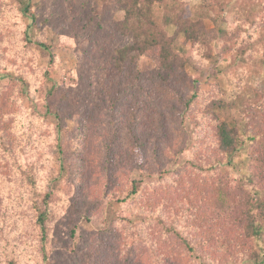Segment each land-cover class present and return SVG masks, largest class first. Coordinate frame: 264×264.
Returning a JSON list of instances; mask_svg holds the SVG:
<instances>
[{
    "label": "trees",
    "instance_id": "obj_1",
    "mask_svg": "<svg viewBox=\"0 0 264 264\" xmlns=\"http://www.w3.org/2000/svg\"><path fill=\"white\" fill-rule=\"evenodd\" d=\"M100 1L123 12L108 27L127 41L114 45L109 62L91 60L94 51L87 52L94 66L90 94L98 92L103 107L71 128L59 105L69 86L47 84L54 56L32 89L37 70L12 53L35 52L28 49L32 43L48 48L39 33L54 28L58 14L51 8L46 15L42 1L0 0V264H46L58 249L82 253V264H264V88L254 89L238 118L221 119L220 83L205 90L185 81L187 63L201 68L195 51L202 59L215 57L216 65L229 63L230 49L264 64V7L252 20L222 29L192 18L177 0ZM157 6L166 9L173 34L155 15ZM20 16L28 22L19 35ZM180 33L193 50H178ZM233 38L240 39L234 48ZM214 41L221 42L217 53ZM91 42L93 50L102 49L96 36ZM142 54L159 57L155 72L136 65ZM11 72L16 80L7 87L2 80ZM31 92L46 114L25 106ZM48 113L55 124L47 123ZM245 145L248 170L236 174L232 167ZM180 153L185 164L166 169ZM53 154L60 158L58 187L50 185L47 167ZM134 170L167 175L145 182L132 179ZM94 217L107 226L85 231L81 219Z\"/></svg>",
    "mask_w": 264,
    "mask_h": 264
},
{
    "label": "rangeland",
    "instance_id": "obj_2",
    "mask_svg": "<svg viewBox=\"0 0 264 264\" xmlns=\"http://www.w3.org/2000/svg\"><path fill=\"white\" fill-rule=\"evenodd\" d=\"M42 1V2H41ZM66 0H33L34 3L41 2L44 8L42 11L47 15L51 11L57 13L56 22L58 23L54 28L45 26L43 32L39 35L43 36L44 42L48 45V48L39 47L38 44H28V49H33L35 52L28 53L26 56L21 55L15 48L12 53H15L17 62H26L37 70L36 74L30 76L32 89L39 87L44 72L49 68L52 55L54 56L53 68L51 76L47 80V84L51 85L52 82L63 86H69L67 91L69 93L68 99L64 103H60V107L65 112V121L69 127H77L79 121L85 117V115L92 110H95V115L98 108V92L94 95L90 94L89 87L92 82L91 71L94 66L88 65L89 58L88 53L94 51L92 58H97L96 61L101 63V60L109 62L113 55L114 45L119 43H125L127 40H123V37L116 32L110 30L109 22L114 18H122L123 12L118 11L112 4H102L100 0H92V4L95 6H87L84 4L86 0H75L72 5L65 2ZM219 1V3L217 2ZM90 2V0H89ZM222 3V5L220 4ZM187 5V14L194 19H203L208 25L217 26L222 29H227L238 21L244 20L248 17L249 20L253 19L254 14H259L264 7V0H177L176 5ZM52 10L50 11V9ZM74 9V10H73ZM50 11V12H49ZM75 13V15L72 14ZM166 9L164 7L157 6L155 8V15L159 18V21L166 28L169 34H173L175 31V25L166 24L164 22V14ZM81 14L84 18H81ZM78 15V16H76ZM102 21L98 24L97 19ZM17 23L18 33L23 26L28 22L25 17L21 18ZM94 23H96L94 25ZM59 27V29H57ZM57 30H56V29ZM92 32V34H91ZM246 34L245 32H243ZM96 36L98 41L102 44V49L93 50L91 46V38ZM240 38V36H239ZM240 39L233 38L230 40V45L235 47L237 41ZM15 45L16 42L14 43ZM221 45L220 41H214L212 43L215 53L219 51ZM18 46L23 47L22 44ZM176 46L179 48L182 54L186 50L190 51L192 48L191 42L185 41V35L180 33L176 40ZM182 47L185 50L181 49ZM105 49V52L103 51ZM230 52L225 56L228 58V62L222 61L220 64H215V57L212 59H202L196 51L193 52V56L198 59L200 69L192 62L185 65L186 83L189 87H200L202 89H211V85L214 82H218L222 88V98L225 102V106L219 109V115L221 119H227L231 117L238 118L240 111L243 108V102L247 99H251L254 96V89L264 88L262 82L264 80V64L260 60L259 56L253 57L250 60H245V56L236 49H230ZM29 52V50H28ZM88 52V53H87ZM18 53V54H16ZM96 55V56H95ZM25 57V59H24ZM248 57V56H247ZM136 65L142 70H149L155 72V69L159 66V57L157 55L142 54L136 57ZM88 65V66H87ZM12 67V66H10ZM10 77L2 80V84L9 87L13 81L16 80V76L11 72ZM35 94L29 93L24 99V104L28 107L32 113L40 111L42 115L46 114L44 109H39L34 103ZM47 123H56L54 113H48ZM189 131L187 133V142L191 139ZM241 153L237 156V162L233 164L232 171L236 174H243L247 172V156L245 150L247 145L241 148ZM244 153V154H243ZM51 160L48 163V169L51 172L50 177L53 180L50 185L54 184L56 187L60 186L58 181L54 177L59 178L60 171V158L58 155L53 154ZM186 162V156L184 153L176 155L171 160L166 169L174 170L181 168ZM227 167L222 166L221 170L226 171ZM166 173L157 171L154 174L145 173L142 174L138 170L132 172V179L134 180H156ZM68 175L67 177H69ZM50 181V179L48 180ZM44 182V181H43ZM49 184V183H48ZM47 185V184H46ZM116 204L114 207L116 208ZM107 218L110 217V212L106 214ZM81 226L85 231H93L97 229H103L107 226L105 221H102L99 217H94L91 220L81 219ZM66 254H63L62 252ZM74 253H77L76 251ZM72 252L66 250H57L53 253L55 261H47L46 264H58V261L62 264H70L76 262V264H82L83 259L86 262L87 257L82 253L75 255ZM60 255L62 257H60ZM67 256V258L65 257ZM66 258V259H65ZM197 258V257H196ZM197 261L202 262L200 258ZM226 264H254V260L247 259L242 262L235 263L228 261Z\"/></svg>",
    "mask_w": 264,
    "mask_h": 264
}]
</instances>
